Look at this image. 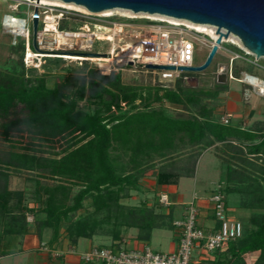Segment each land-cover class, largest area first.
<instances>
[{
  "label": "trees",
  "instance_id": "1",
  "mask_svg": "<svg viewBox=\"0 0 264 264\" xmlns=\"http://www.w3.org/2000/svg\"><path fill=\"white\" fill-rule=\"evenodd\" d=\"M59 27L68 28L62 21ZM9 47L10 68L0 70V137L11 146L0 155V254L9 248V240L22 238L30 227L38 236L51 231L45 242L49 247H57L64 238L76 244L78 238L94 234L108 235L117 246L128 227H137L138 237L148 239L160 215L154 206L125 202L142 178L153 177L158 185L176 183L181 176L193 175L204 150L229 140L248 143L249 153L264 158V125L247 129L223 123L215 114L210 100L227 89L225 84L205 93L183 78L191 76L190 71L172 79L158 75L156 83L146 85L124 82L119 73L92 71L88 81L83 79L74 89H66L64 80L50 87L37 69H27L34 77L25 73L24 38L16 37ZM246 71L257 76L247 66ZM164 101L185 107L168 114L154 105ZM15 133H26L29 140L18 146L22 140H16ZM185 144L201 145L187 157L186 166H158L155 158H166ZM40 146L50 151L39 153L45 152ZM13 169L36 172L32 186L11 188ZM230 171L228 166L219 183L224 196L236 192ZM42 178L55 182L45 184ZM85 201L88 207L80 211ZM239 205L250 210L249 226L215 250L223 254L217 264H246L243 256L250 251H258L250 264H264V190L252 188L251 196Z\"/></svg>",
  "mask_w": 264,
  "mask_h": 264
},
{
  "label": "rangeland",
  "instance_id": "2",
  "mask_svg": "<svg viewBox=\"0 0 264 264\" xmlns=\"http://www.w3.org/2000/svg\"><path fill=\"white\" fill-rule=\"evenodd\" d=\"M40 0H0V70H8L10 65L7 62L9 58V54L11 53L9 44H12L16 41V37L24 38L25 40V50L23 63L25 64V70L27 75H31L34 77L35 73L32 74L31 71H28V68H35L38 71V75L42 74L45 78L46 84L50 87L55 84H61L64 80L67 82L66 89H74L78 87V85L85 79V82L88 81L89 76H91L92 71L96 72L100 75H109L111 73H119L122 81L127 83L134 84H154L157 82L158 73L156 70H147L142 67L139 63L128 64L124 62H120L115 65V69L110 71L107 74H103L100 72L101 64L97 61H92L89 59H76L71 57H66L64 54L56 53V52H47L50 51H59V52H78L79 44L84 43V41L80 38H73L70 43L59 44L56 41V33L50 29L46 33L44 31V27H47L44 17L49 14L52 15L56 10L51 7H46L40 5ZM37 3V4H36ZM53 5V4H52ZM60 6V5H58ZM65 12L62 19H60L59 24L63 23L67 29L70 30H80L79 26H83L86 18L83 16L74 13V10H80L77 8H69L64 7ZM37 12L39 13V17H37V30L35 32L32 31V19L33 14ZM6 14H14L16 17L25 20V31L24 33H16L15 27H10L5 25V15ZM113 18H117L120 16H128L123 11H119L118 9L113 10ZM147 16L138 15L134 20L137 24H144L146 26L148 22L145 20ZM97 21V20H95ZM98 22V21H97ZM101 23V22H99ZM214 27V26H213ZM215 28V27H214ZM216 29V28H215ZM27 32V35L25 33ZM205 33H199L196 35V39L192 38L195 44L194 50V59L193 64H200L206 58L213 39ZM233 36V35H229ZM224 38L221 42L212 62L210 65L202 71H190L191 76L189 79V83L193 86H198L203 88L205 93H213L214 88L217 84L221 86L229 87L228 90H234V88L242 89V84L237 80H243L248 82L245 78L247 74L246 66L257 75V77L264 78V57L256 58L254 54L248 52L247 49L242 47V44H235L231 41H228L229 38ZM235 37V36H234ZM240 42V41H239ZM33 44V48L30 44ZM73 43V44H72ZM27 44L29 45L27 50ZM108 43L106 42H95L93 45V51L104 50ZM238 48V49H237ZM239 49L243 50L245 53L243 54ZM32 52L34 55L30 54ZM17 52L14 54L16 56ZM29 54L32 56L29 60ZM239 54V56H235ZM13 56V57H14ZM235 56V57H234ZM50 57V58H49ZM24 58L26 59L28 65L25 63ZM52 58V59H51ZM60 58V59H53ZM14 60L18 64V58ZM233 61V62H232ZM233 66V67H232ZM223 67V69H220ZM233 68V78H231L229 74V70ZM240 69V70H239ZM239 70V72H237ZM236 71V73H235ZM40 72V73H39ZM232 72V71H231ZM240 78H237L235 76ZM160 77V76H159ZM234 87V88H233ZM252 93L253 90L248 89L244 92ZM242 90L239 92L241 95ZM263 97L257 98L261 101H264ZM254 98V96H253ZM226 94H219L216 97L211 98L210 104L216 108L217 106H222L225 104ZM246 103L251 102V100H246ZM81 104L83 102H80ZM154 105L163 106L168 114L175 115L176 113L182 111V107H185V103L183 105L177 103H171L164 101L161 104L155 103ZM184 110V109H183ZM22 134V133H21ZM21 135L19 133L14 134V138L16 140H22V142L18 143L24 144L29 140L26 133ZM248 143L240 142L237 140H229L227 142H217L212 146L208 147L199 159L198 166V175L197 180L195 181L198 186H212L213 188L217 186V184L221 181V178L225 176L226 168L229 166L231 171L230 182L234 184L233 186L236 189V192L232 195L234 199L237 200L238 203H241L244 199H247L251 196L252 188L260 187L264 190V158L260 156H255L248 152L247 148ZM201 145L192 146L191 145H183L180 146L178 152H175L172 155H168L166 158H155L156 162L161 164L160 162H174L173 166L169 165V168L176 169L177 166H186L188 164L187 157L193 155L196 149L200 148ZM11 146L8 142H5L0 137V155L6 153ZM40 148L44 149V151H39V153L47 154V147L40 146ZM50 151V150H49ZM215 154L217 157H215ZM176 161V162H175ZM164 164V163H162ZM176 164V165H175ZM157 169V166L156 168ZM180 173L184 171L183 169H179ZM32 176H36V172L31 171H16L10 170V179L9 185L13 187H25L32 186ZM42 181L46 184H51L55 182L49 178H42ZM189 183V186L193 183L192 179H186ZM186 183V182H185ZM77 186H75V189ZM88 207V202L85 201V206L80 211H85ZM230 213L235 216V209L232 208ZM151 247V246H150ZM154 250H156L155 246H152Z\"/></svg>",
  "mask_w": 264,
  "mask_h": 264
},
{
  "label": "built area",
  "instance_id": "3",
  "mask_svg": "<svg viewBox=\"0 0 264 264\" xmlns=\"http://www.w3.org/2000/svg\"><path fill=\"white\" fill-rule=\"evenodd\" d=\"M40 5L56 10L52 15H45L44 20L45 23L47 22V27H44V31L47 33L52 29L56 33V41L59 44L70 43L73 38H81L84 41V43L79 44L78 52L69 53L105 55L107 60L105 64L100 66V72L103 74L114 70L115 65L120 62L139 63L142 67L146 63L173 65L175 67L194 65L195 44L191 37L198 38L196 35L200 32L187 24L174 23L168 19L147 17L145 20L148 24L144 26V24L131 21L136 16L113 18V12L105 14L100 11H90L86 8V10H74V13L83 16L86 20L83 26H79L78 29L80 30L73 31L59 27V21L64 15L62 11H66L63 6L44 3H40ZM37 17H39V13H37ZM99 22L107 25V30L98 29L96 25ZM51 24L53 25L49 26ZM25 35H27V32ZM102 41L108 43L106 48L102 51H93L94 43ZM28 47L27 44V50ZM51 50L53 49L50 48ZM27 56H29V60L32 57L29 54ZM235 56H239V54ZM24 61L28 65L29 62L25 58ZM220 69H223V67H220ZM156 71H159L158 74L161 79L176 78L182 72H186L178 69H160ZM228 75L232 78L231 70H229ZM254 77L258 78L257 76ZM183 78L189 80L190 76L183 75ZM262 83L264 84V79L261 78L258 82L248 81L252 90L264 95ZM220 119L223 123L229 122V114L227 112L223 113ZM219 188L220 186L217 185L216 190L210 195L215 218L218 222L217 227L205 230L198 224L197 206L195 197H192L186 202L183 216L172 220V225L178 229V242L175 250L161 252L152 249L150 246H144L142 249H130L119 243L117 246L91 247L89 250L81 252L80 258L86 263L100 262L101 264H191L195 250L206 256L229 241L239 238L243 233V222L230 213V209L224 200V194ZM158 202L164 205L169 204L167 193L161 192L158 196ZM43 247L46 248V245L43 244Z\"/></svg>",
  "mask_w": 264,
  "mask_h": 264
},
{
  "label": "crops",
  "instance_id": "4",
  "mask_svg": "<svg viewBox=\"0 0 264 264\" xmlns=\"http://www.w3.org/2000/svg\"><path fill=\"white\" fill-rule=\"evenodd\" d=\"M237 81L242 84L241 95H239L241 91L239 87H233L234 90H228L229 87H227L225 91L220 93L226 94L225 104L217 106L215 114L218 118H221L222 114L227 112L229 121L243 128H262L264 125V101L257 98L263 96L254 90L252 93L245 95L244 92L251 89V86L246 81ZM249 99L251 102L246 103L245 101ZM213 155L217 157L215 154ZM200 156L197 159L193 175L181 176L176 183L158 185L153 177L142 178L140 186L132 192L130 197L125 199V202L128 204L145 203L147 206H154L155 211L160 215L156 220L158 225L153 227L148 239L138 237L139 230L137 227H128L122 233L119 240L120 244L130 249H142L144 246H151L152 248V246H155L156 250L161 252L175 250L178 242V229L172 225V220L183 216L186 202L192 197H195L198 224L205 230L217 227L218 222L215 218L213 202L210 200V195L216 190L217 186L214 188L212 186H198L195 182L198 175ZM188 178L193 181L191 186L186 181ZM223 179L224 177L221 178V180ZM161 192L167 193L169 204L164 205L158 202V196ZM233 194V192L225 193V203L230 210L235 209V216L241 219L243 226L247 228L249 226L248 216L250 210L240 206L237 200L232 197ZM42 216V214L39 215V217ZM27 219L32 221L33 215L28 214ZM50 234L51 231L45 229L42 235L38 236L34 227H30L22 238L9 240V248L4 254H0V264H101L100 262H84L80 258L81 252L94 246H110L113 243L108 235L94 234L89 238H78L76 244H70L68 239L64 238L57 247H49L45 242L49 239ZM43 244L46 245V248L43 247ZM220 256H223V254L216 251L204 256L198 250H195L191 264H217V259ZM257 256L258 251H250L243 256V260L246 264H250Z\"/></svg>",
  "mask_w": 264,
  "mask_h": 264
},
{
  "label": "water",
  "instance_id": "5",
  "mask_svg": "<svg viewBox=\"0 0 264 264\" xmlns=\"http://www.w3.org/2000/svg\"><path fill=\"white\" fill-rule=\"evenodd\" d=\"M82 5L90 11L123 8L135 13H155L212 25L217 37L200 64L189 66L146 63L144 68L202 71L212 62L221 42L230 34L255 55L264 57V0H62ZM37 30V12L33 14L32 31Z\"/></svg>",
  "mask_w": 264,
  "mask_h": 264
},
{
  "label": "bare ground",
  "instance_id": "6",
  "mask_svg": "<svg viewBox=\"0 0 264 264\" xmlns=\"http://www.w3.org/2000/svg\"><path fill=\"white\" fill-rule=\"evenodd\" d=\"M39 1V0H36ZM40 3H44V4H53V5H60L63 7H69V8H77L80 10H86V8L82 5H78L76 3L73 2H65L62 0H40ZM37 4V3H36ZM113 10L116 9H105L102 10L100 12H104L105 14H111L113 12ZM119 11H123L125 12V14H127L128 16H138V15H145L147 17H151V18H160V19H168L171 22L174 23H183V24H187L188 26H190L191 28H193L194 30L198 31V32H202L205 33L207 35H209L213 40L217 37V32L216 29L212 26V25H208V24H203V23H194L191 22L189 20H185V19H181V18H175V17H171V16H166V15H162V14H155V13H135L132 12L128 9H118ZM5 25L10 26V27H15V32L16 33H24L25 31V20L21 19L19 17H15L14 15L11 14H6L5 15ZM53 24L49 25L52 26ZM97 28L100 30H107V25L101 24V23H97ZM206 35V36H207ZM60 40H62L61 38H59ZM228 41H231L235 44L239 43V40L234 37V36H229V38L227 39ZM241 45V44H240ZM243 47V46H242ZM248 51V50H247ZM30 52V51H29ZM47 52H56V53H61L64 54V56L66 57H71V58H76V59H89L92 61H97L100 64H105L107 57L105 55H80L77 53H69V52H57V51H47ZM249 52V51H248ZM30 54L34 55L32 52H30ZM233 78V75H232ZM245 78L250 81V82H258L259 78L256 79V77H254V75L251 74H247L245 76ZM262 86H264V84H261Z\"/></svg>",
  "mask_w": 264,
  "mask_h": 264
}]
</instances>
